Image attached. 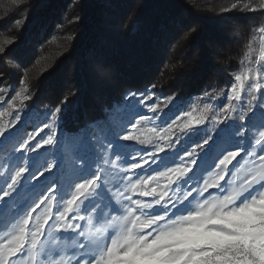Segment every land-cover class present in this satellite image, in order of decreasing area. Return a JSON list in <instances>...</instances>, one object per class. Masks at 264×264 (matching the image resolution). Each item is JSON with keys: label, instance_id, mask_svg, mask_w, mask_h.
<instances>
[{"label": "snow or ice", "instance_id": "snow-or-ice-1", "mask_svg": "<svg viewBox=\"0 0 264 264\" xmlns=\"http://www.w3.org/2000/svg\"><path fill=\"white\" fill-rule=\"evenodd\" d=\"M233 10L264 13V0L221 11ZM14 46L0 37V80L20 70ZM21 84L0 111V146L12 145L0 164V264H264V62L234 75L218 112L183 111L185 102L169 115L175 94L161 107L147 103L155 84L129 92L122 109L84 127L71 156L56 132L60 105L44 113L39 140L22 134L34 109Z\"/></svg>", "mask_w": 264, "mask_h": 264}, {"label": "trees", "instance_id": "trees-1", "mask_svg": "<svg viewBox=\"0 0 264 264\" xmlns=\"http://www.w3.org/2000/svg\"><path fill=\"white\" fill-rule=\"evenodd\" d=\"M205 1L0 0V37L15 39L14 63L20 65L0 86H11L6 93L12 101L23 79L31 96L24 103L34 109L31 115H44L60 105V124L70 132L99 121L122 104L126 93L145 92L152 84L153 92L175 94L180 102L205 92L223 98L234 75L258 49L261 32L256 28L264 25V13L221 11L235 0H209L215 2L212 12ZM202 11L217 19L209 20ZM104 15L115 17L113 29L101 26ZM24 16L27 22L17 26ZM224 27L231 34H225ZM215 31L214 44L208 46L209 53L217 54L216 62L203 59V54L196 57L207 34ZM101 63L102 74L113 67L103 87L95 86L100 82L90 76ZM0 71L7 69L0 65ZM65 96L68 102L61 105Z\"/></svg>", "mask_w": 264, "mask_h": 264}, {"label": "rangeland", "instance_id": "rangeland-1", "mask_svg": "<svg viewBox=\"0 0 264 264\" xmlns=\"http://www.w3.org/2000/svg\"><path fill=\"white\" fill-rule=\"evenodd\" d=\"M205 3H208V4H205L204 6L206 7L209 5V10L212 11L211 9L214 7L215 2L213 1V3H210V1L208 0V1H205ZM208 12L205 13L204 11H202L201 14L207 16L209 18V20H212V21L217 19V16L209 17L210 14H208ZM102 20H104V22H105L104 25H101L103 28L113 29V27H114L113 21H115L114 16L104 15L102 17ZM104 22H102V24ZM216 23H217V21H216ZM223 26H225L224 23H223ZM225 27L222 28L224 30V33L227 35L231 34V32H229L230 30L227 31V29ZM216 32L217 31L212 32L211 36H210V34H207V36L205 37V40H204V44L201 46L202 49H200L201 51L197 52L196 57H200L203 54V59L206 58V56H208L209 59L211 58V60H213V62H216V57H217L216 55L217 54L214 55V53H209V46H208L209 43L214 44V41H212V34H216ZM214 36H215L214 39L217 40L218 35H214ZM258 38H259V46H258V49L254 50L253 54L251 55V62L252 63H249V59H248L245 67L241 68L237 74H240L245 68L252 67L253 64L259 65L261 62H264V32H261L260 36ZM105 69H106V67H105ZM112 69H113V67L111 66L109 71H108V69H107V71H104L105 72L104 74H102L101 72L99 74H96L93 70H92V72L90 71V76L93 78V80L95 82H100L98 85H95V86H99L101 84H104L105 82L109 83L108 76H109V74H111ZM205 69H207V68H205ZM102 80H104L105 82ZM54 82H55V79H52V81H50L49 85L53 86ZM65 85H68L67 82H65ZM100 87H103V86L101 85ZM246 87H247V85H246ZM128 93L125 94L124 100L127 97ZM136 93L139 94L141 92H136ZM145 94H147V93H145ZM0 95L5 96V101L2 102L3 106L0 107V111H4L8 107V104L11 102L10 96H7L8 95L7 93H0ZM170 96H172V95H170ZM166 97H169V95H160V94L156 93V95L151 100L147 101V103L148 104L160 103L161 107H163L164 103H167V101L165 99ZM133 102H135V101H133ZM185 102H187V106L183 108V111H191L193 107H195L199 110V109H202L205 104H208V105H211V108L213 111L218 112L219 108L222 107L224 103H226L224 97L223 98L215 97V99H212V98L206 97V96H199V97L187 99L184 102L174 100L171 104L168 105V108L164 109V111L169 113V115H174V114L175 115H182L181 113H179L177 111V109L174 107V105L183 104ZM17 103L19 104L18 100H17ZM122 108H123V104L117 106L116 108L114 107V108L108 110L106 114H114L116 112V110L122 109ZM169 109H171L172 111L169 112ZM143 114L144 115H151V113L148 112L147 109H143ZM14 115H15V113L13 114V116ZM11 118H13V117H8V119H11ZM114 118H115V116H114ZM27 119H28V125H26L25 127L22 128V134H23V132H28V133L35 132L36 133V139L39 140L41 136H44L46 133L49 132V130L46 128H44L42 131L40 130V128H42L41 122L42 121L47 122L45 115H31V116H28ZM95 123H103V121L99 120ZM160 123H161L160 121H156L155 123L142 124L141 125V131L148 133L149 129H151L153 127H159ZM33 124L39 125L40 127L34 128L31 126ZM86 124L92 125L93 127L95 126L94 123L87 122ZM29 125H30V127H29ZM62 126L63 125L60 124V121H59L58 127L56 128V132H57L58 136L62 135V138L64 140L65 152L67 153V155L71 156L73 150L77 149L79 147L81 135H82L83 129L86 125L84 127L81 126L78 131H74V132H70V131L66 130L65 128H63ZM11 147H12L11 144L0 146V164H3L5 159L10 154ZM53 151H54V149H53ZM44 158L51 159L50 156L42 157V160ZM3 171H4V169L2 167H0V173H2ZM4 235H5V232L0 231V237H3Z\"/></svg>", "mask_w": 264, "mask_h": 264}]
</instances>
